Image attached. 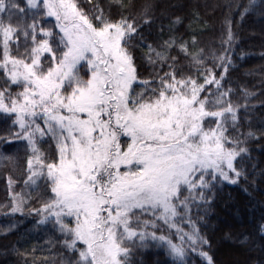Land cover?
Listing matches in <instances>:
<instances>
[{"label": "snow or ice", "instance_id": "1", "mask_svg": "<svg viewBox=\"0 0 264 264\" xmlns=\"http://www.w3.org/2000/svg\"><path fill=\"white\" fill-rule=\"evenodd\" d=\"M160 7L0 0V159L23 147L40 203L14 195L11 213L27 205L58 233L64 264H145L148 250L216 264L200 222L226 184L248 180L250 143L264 152V128L241 130L248 104L227 86L230 21L211 53L172 35L154 46L145 30ZM169 20L170 33L182 23Z\"/></svg>", "mask_w": 264, "mask_h": 264}, {"label": "trees", "instance_id": "2", "mask_svg": "<svg viewBox=\"0 0 264 264\" xmlns=\"http://www.w3.org/2000/svg\"><path fill=\"white\" fill-rule=\"evenodd\" d=\"M100 2L103 6L111 0ZM154 2L161 7L156 9L157 19L151 29L145 30L148 43L154 46L172 35L185 42L195 39L198 42L197 51L202 48L211 53L220 49L226 29L225 21H230L235 43L229 52L232 64L226 77L227 86L233 90L234 102L248 104L246 113L241 110L244 118L241 130H252L259 134V130L264 128V0H255L254 7H250L252 0ZM169 17L172 21L180 17L182 21L172 25L171 33ZM178 51V48L173 50L172 55H177ZM140 52L138 50L137 54ZM250 147L252 164L255 166L249 167L248 180L238 185L226 184L218 192L213 206L208 210L207 228L202 230L211 242L210 254L216 264H264V152L259 142H251ZM26 188L23 182L14 181L7 193L0 195V201L10 199V202H14L13 196L20 191L23 193ZM30 216L37 223L38 218ZM34 223L27 226H33ZM20 235V232H16L0 236V264H23L19 250ZM66 255L60 244L57 256L63 258ZM191 256L195 264H206L203 257L195 254ZM142 257L145 264H157L148 252H143Z\"/></svg>", "mask_w": 264, "mask_h": 264}, {"label": "rangeland", "instance_id": "3", "mask_svg": "<svg viewBox=\"0 0 264 264\" xmlns=\"http://www.w3.org/2000/svg\"><path fill=\"white\" fill-rule=\"evenodd\" d=\"M6 127L3 118L0 117V130ZM5 156H12V160L0 159V195L7 193L9 189V177H12L13 181L23 182L26 180V159L24 149L21 145H15L7 148L4 151ZM32 193L31 202L36 207L40 206L39 201L35 200L36 193L32 192V189L27 187L23 193L19 192L18 195L26 196V201L29 199V193ZM14 202L0 201V236H9L12 233L20 232L21 237L19 241V250L23 264H64L66 257L60 258L57 256V250L60 248V243L57 242L58 233L54 234L50 226L36 227L37 223L33 222L30 215L26 214L16 217V214L11 213V206ZM7 205V207H5ZM203 216V210H202ZM208 212L207 216L201 220L202 230L207 228L208 224ZM33 226H27V224H33ZM9 226H12V231H8ZM185 230L187 226H185ZM23 251L25 253H23ZM148 253L156 259V263L165 264L168 257L163 253H157L155 250H148ZM191 264H195L193 256L190 255Z\"/></svg>", "mask_w": 264, "mask_h": 264}]
</instances>
